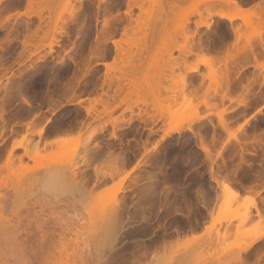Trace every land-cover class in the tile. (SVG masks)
Segmentation results:
<instances>
[{"label":"rangeland","instance_id":"rangeland-1","mask_svg":"<svg viewBox=\"0 0 264 264\" xmlns=\"http://www.w3.org/2000/svg\"><path fill=\"white\" fill-rule=\"evenodd\" d=\"M235 1L245 8L246 5H253L260 0ZM9 2L10 0H0V7H3V11H0V25L8 29L14 26V29H18H16L18 36L4 51H0V96L6 95L3 108L6 109L5 117L8 118L6 130L0 135V143L9 147L11 144L20 142L26 145L30 152H33L34 157L33 159L23 157L21 164L16 160L12 167V173L20 174L19 177H22V186L25 185L23 182L32 183V185L26 183L28 184L24 186L26 190L23 187V190L14 191L13 189L11 191L8 185L10 182L6 178L9 172L6 167L2 171L0 197L4 193L7 194L5 197L10 194L11 196L9 195L6 201L11 199L12 204L9 203V205L7 202L6 204L9 207L12 205L14 209L10 207L12 217L11 212H7L8 206L4 208L6 211H0L2 213L0 217L2 215L4 217V214L6 217L8 213L11 218L8 222L13 223L8 226L4 224L2 227L5 220H0L4 221L0 223V264H44L43 253L38 250L40 240L46 237L55 241L59 234H61L60 238L65 237V240H62L67 242L70 250L76 247L72 252H75L77 256L73 253L74 258L68 260L69 264H77L80 258L81 264H138L136 263L138 259L140 264H232L230 257L237 251V248L243 246L254 233L264 229V160L262 165L259 164L261 158L264 157V69L261 67L264 65V47H262L264 23L252 19L249 25H246L239 17L231 21L220 18L216 12H231L234 9L232 4L222 0H172L166 4L163 0H144L145 12L141 14V19L145 20L148 26L136 29L133 19L137 17L138 9L131 7V18L133 19L130 20L124 13L127 9V0H111V13L114 17L109 37L103 30L102 22L105 15L102 5L104 4L99 0H70V3L78 8L76 14H70L69 3L63 1H56L51 5L44 2L33 5L29 8L32 12L43 8L39 11L43 17L41 21L34 16L27 18L22 15L27 10L26 3L24 6L13 3L14 8H6L5 4ZM47 5L51 6L50 11L44 7ZM54 19H57L56 28L59 32L54 33L52 41L54 51L48 53L47 44L50 41V34L48 38H46L47 35H43L41 46H37L40 45L38 38L42 37L47 30L49 32ZM25 21L29 22L28 29L24 28ZM0 29V38H2L4 30ZM36 29L37 33L32 41L35 47L31 46L22 50L20 41L23 40L24 34L29 35ZM234 30L237 32V40ZM259 32L263 34L262 40L258 36ZM186 34L189 36L187 39L189 43L201 42L210 50L204 53L193 50L194 52L187 55L172 50L169 58L171 46L181 44ZM247 38H249L252 49L237 56L236 51L247 46ZM112 40L119 42L123 48V54L118 56L122 58V62L115 53ZM132 42L138 44L139 49L134 47ZM91 45H97L102 49L101 57L104 62L111 63L113 58L117 57V67L126 65V69L137 68L134 73L135 79L141 77L138 73L139 69L147 68V81H141L139 86L145 88L147 84H150L156 93L159 90V101L154 106L155 108H148L147 114L143 113L141 119L137 117V107L133 106V113L130 111L121 113L122 105L119 106L120 108L117 107L116 111L113 110L110 116L99 120L85 116L84 106H87L88 99L98 97L103 91L105 92L107 86L104 80L109 82V78H112L111 75L105 78L104 66L96 64V59L89 58L88 49ZM228 51L235 55V58L237 57L240 68L236 76L235 74L230 76L232 80L229 92L231 99L222 100L219 96H215L208 86L211 84L210 78L219 77L223 67H219L217 63L211 67L199 64L196 72H188V66L201 59L203 54L208 57L214 55L218 60H223ZM76 52L79 56L77 63L74 64L71 56ZM173 60L176 66L172 72H169L168 64ZM128 61H130L129 64ZM166 76L175 80L184 76L188 88L196 91L198 99L201 100L203 96H206V99L208 97V108L203 104H197L195 99L191 102H184L182 98L177 97L176 103L167 100V92L161 88V86L167 87L170 84L164 79ZM115 84L116 81L113 79L111 88L108 90L109 94H112ZM129 90L134 89L128 85L123 86L120 97L126 96ZM20 94L26 97L29 105L22 102ZM78 99L84 100V102L81 101L82 105L76 104ZM134 99L135 95L132 94L130 102ZM168 105H170L169 108ZM139 108L145 109L142 105H139ZM219 111H222L224 126L216 114ZM193 114L206 117L199 122L194 118L193 122H196L192 125L193 132H190L185 127L187 119ZM110 120H114L116 127L124 126L123 131L121 129L116 131L120 139L111 136L113 126ZM26 121L29 122L26 127L31 124V127L30 125L28 127L33 134L46 122L48 126L69 128L72 131L71 139L58 146L41 148L37 152L31 145L34 143L31 140L38 139L35 137L37 135L31 134L30 131L25 133ZM103 123H106L104 131L96 137L94 135L89 137L91 136L90 130L100 129ZM174 127H179L180 133H170L169 136L161 139L165 130ZM15 129L18 135L14 132ZM198 136H201L208 147V158L199 148ZM91 149H94L96 157L99 158V160L96 158V162L99 163L98 167L102 173L111 171L118 162L108 159L107 154L122 157L124 164L118 167V172L111 177L101 179L102 182L97 184L94 181L95 176L92 170L97 166L96 162H91L89 166L79 163V157L81 158L85 151L91 154ZM22 153V148H16L13 152L15 156ZM0 154V164L4 165L5 152L0 149ZM66 157L70 158L71 163L79 166V172L74 179L75 184L65 177L54 189L43 187L44 185L38 187L44 182L40 179L42 183H36L41 182L39 178L43 175L39 174L42 168L38 171L36 166L58 159L63 160ZM149 160L153 162L151 167L145 165ZM161 163H163L162 166ZM172 164L177 167V170L174 166L171 168ZM166 166L170 169L168 167L166 169ZM209 167L220 177H227L232 182L235 196L227 195L223 188L217 190V198L213 197L215 199L209 203V205L212 203L210 206L213 205V208L207 205L211 209L210 214L204 213L207 216L201 214L204 209L200 208L201 205H197L199 201L196 202L194 195L195 189L200 187L199 184H203L206 178L208 179ZM35 170L40 175L37 174L39 178L36 177L37 172L35 173L36 178L31 176L34 175ZM152 170L178 171L179 176H175L174 179L167 180L165 176L159 175L155 183L157 184L155 185L156 193L159 195L156 197L160 198H156L158 202L164 204L167 201L166 205L173 204V206L167 207L157 201L152 203L156 199H146L149 197L148 194L145 195L146 197L143 196L146 190L143 186H147L145 176L148 171ZM126 173L128 177L122 180ZM131 178L137 182L135 183ZM6 184L10 188L6 189ZM164 186L171 188L168 197L164 196V191L167 189ZM118 187L121 191L115 199L125 202L123 217L128 215L131 217H128L129 219L124 224L125 230L122 231L116 244V250L108 251L99 247V244H96L97 237L96 239L91 237V234L95 236V233L87 232V230H90L92 226L91 230L95 232L93 224H96L95 221L99 219L101 213L112 207L113 192ZM203 187L206 186L203 185ZM41 188L43 190L46 188L48 191H43ZM162 189L164 191L159 192ZM19 194L23 195V199L18 197ZM13 195L18 197V201H15ZM139 195L143 198L141 196L138 198ZM150 200L151 205H149ZM134 203L137 205L133 206ZM153 204L155 207L152 206ZM126 205H128V210ZM139 205L143 206V209H140L146 213L143 220L142 217L140 218L139 209L136 211ZM149 207L153 212L149 210ZM198 208L200 211L203 210L200 212ZM130 211L133 213L128 214ZM149 212L153 213L155 218ZM8 216L7 219H9ZM133 216L136 217L132 218ZM203 216L206 218L204 219ZM185 219H187V228L189 229L188 226L190 229L193 227L192 230L189 229L191 232L187 231V228L184 229ZM195 219L199 222L198 224L195 223ZM135 220H139L138 223ZM16 222L18 225L25 226L26 233L21 232L18 235L13 233L11 226ZM157 223L161 225L158 226ZM37 225L39 228L35 227ZM178 225L180 230L184 228L180 231ZM174 226L177 231L173 232H179L177 233L179 238H175L177 234H167L164 241L167 243L171 241V246L161 247L163 242L156 238V235L160 237L163 229L168 231ZM63 227L71 231L67 230L65 234L66 229H61ZM63 233L65 236L62 237ZM133 233L138 237H134L135 235L132 237ZM151 233L152 238L155 237L159 241L156 242L158 245L152 246L145 256H136L139 254L136 249L138 246L132 240L149 237ZM74 236L78 238L75 239ZM33 247L34 251L31 250ZM244 255L248 264H264V237ZM76 259L78 261H75Z\"/></svg>","mask_w":264,"mask_h":264},{"label":"bare ground","instance_id":"bare-ground-1","mask_svg":"<svg viewBox=\"0 0 264 264\" xmlns=\"http://www.w3.org/2000/svg\"><path fill=\"white\" fill-rule=\"evenodd\" d=\"M13 1L10 0V2H13ZM56 1H63V2H66L67 4L69 3V6H70V8H69L70 14L71 13H73V14L75 13L76 14V10L78 8L75 7L74 5H72L70 3V0H26L27 10L22 15L26 16L27 18H31L32 16H34L39 21H41L43 19V17L39 13V11H41L43 8L40 9V10H37V9L36 10H33V12L29 8H31L33 5H36V4L38 5V4H41L43 2L46 3V4L51 5V4L55 3ZM99 1H100V3H103L104 4V5H102V7L104 6L103 12H104V15H105L104 18H103V22H102L103 23V30H104V32H106V35L110 37L111 36L110 35L111 34V30H112L111 29L112 28L111 27V24H112L113 17H114L112 15V13H111L112 2H111V0H99ZM163 1L166 4L167 2H171L172 0H163ZM222 1H225V2H227L229 4H232L233 7H234V9L231 12H227V11L220 12V13L219 12H216V14L220 18H223V19H226V20L231 21L233 18L239 17L240 19H242V21L246 25H249V23L251 22L250 20H252V19L253 20H256V21H258L260 23H264V0H260L259 2L253 4V7L251 9H246V8L241 7L235 0H222ZM9 3H7L8 5L5 4L6 5V8H14V6H13V3L14 2L12 4H9ZM143 3H144V0H127V9L124 12L125 13V16L127 15L130 18V20L133 19V18H131L132 17L131 16V7L132 8L133 7H136L138 9V11H139V13L137 14V17L133 19V21L135 23V26L134 27H136V29H141V28H144L145 26H148L147 22L145 20L141 19V14H143L145 12L144 11V8H143ZM49 5L44 6V7L47 10L50 11L51 10V6H49ZM4 8H5V6H4ZM0 9H3V7H0ZM6 18L8 19L9 16L6 17ZM129 18H128V20H129ZM56 22H57V19H54L52 21L51 28L49 29V32L50 33L47 32L48 31L47 30L46 33L44 32L42 34V37L40 36L38 38V41H39L38 44L40 43V45H37V46H41V44H42L41 42L43 41L42 40L43 39V35L44 36L47 35L46 38H48V35L50 34L49 36H50V41L51 42L49 41L48 44H47L48 45V53H52L54 51L53 46H52L53 45V42L52 41L54 39V33L59 32V31H57V28H56ZM28 26H29V22L28 21H25L24 22V28L28 29ZM13 27H11L10 29H8L4 25L3 26L0 25V28H2L4 30V37L0 38V51H4L5 48L11 42H13L16 39V37L18 36V31H17L18 29L17 28L14 29ZM36 33H37V29L34 32L30 33L29 35H25L24 34L23 40L20 41V43L22 45V50L27 49V48H29L31 46L35 47V43L32 42V41H33V38L36 35ZM11 35H12V37H10ZM234 36H235V39L237 40V32L235 30H234ZM258 36L262 40V36H263L262 32H259L258 33ZM188 37L189 36L187 34L184 35V41L181 44H175V45H172L171 46L169 58L171 56L172 50H176L177 52H179V53H181L183 55L191 54L192 52H194L193 50H198L201 53H204L207 50H210L209 47L207 45H205L204 43H201V42H199L197 44H191V43H189L188 40H187ZM111 43L113 44V46L115 48V53H116L117 57L119 55L123 54V48L121 47V45H120L119 42H117L116 40H112ZM246 43H247L246 44L247 46H245L244 48L242 47L241 49H238L236 51L237 56L240 55V54L241 55L242 54H245L248 50L252 49L251 48V44L249 43V38H247ZM131 44H133L134 47H137L139 49L138 44H135L133 42ZM262 44H263L262 47H264V42ZM36 49H38V48H36ZM101 50L102 49L100 47H98L97 45H91L89 47V49H88L89 58L91 60L92 59H96L97 60L96 61V64H100V65H103L104 66V75H105V78L108 75H111L112 78H109V82H107V81L104 80V83L107 86V90L105 92L102 90L103 92L98 97L95 96L94 98L88 99L87 106H84L85 116L90 117L93 120H99V119H101V118H103L105 116H110V114L112 113L113 110H115L119 106L121 107V105H122L121 110H123V111L121 113H124V111H130L131 113H133V110H132L133 106L134 107H137L138 108L137 117L139 119H141L142 116H143V113H146L147 114V111L146 110L148 108H153L154 106H156L158 104V101H159V90L156 93L155 89L150 84L149 85L147 84V86H145V88H142L141 86H139V83L141 81H143V80L147 81V76H146V74H147L146 69L147 68L144 69V70L139 69L138 70V73L141 74L140 75L141 77L138 78V79H135L134 78V73L136 72L137 68H133V69L129 68V69H126V65H123L121 67H117L116 66V63H117L118 58H119L120 62H122V58H120V57L113 58V60H112L111 63L104 62L103 61V57H101L102 56L101 55ZM78 56H79V53H77V52L75 54H73V56H71V61L74 64L77 63ZM201 56H202V58L199 59L196 63L192 64L191 66H188V72H196L199 64H202L203 66H206V67H211V66H213V64L217 63L219 65V67L222 66L223 68L221 69V72L218 75L219 77H217V78L216 77L210 78V83L211 84L208 87L211 88L212 91H213V93H214V95L215 96H219L220 99H222V100H224V99L230 100L231 97H230V93L229 92H230L231 87H232V80L230 79V76H231V74H235V76H236L239 73L238 70L240 68L239 67V64H238V61H237V57L235 58V55H233L230 51H228L226 57H224L223 60H218L216 58V56H214V55L211 56V57H208V56H206V55L203 54ZM127 63L129 64L130 61H128ZM168 65H169L168 71L169 72H172L173 71V68L176 66V62L173 60L172 63H170ZM261 67L264 69V65H261ZM115 73H117L116 76H115ZM113 79H115V81H116L115 88H114L112 94H109L108 90L111 88V83H112ZM164 79L165 80H168L170 82V84L167 87H164V86L162 87L161 86V88H164V91L167 92V96H166L167 97V100H171L172 102H175L176 103L177 102V97L182 98V100L184 102H191V100L195 99L197 101V104H203L205 107L208 108V106H209V101L207 100L208 97L206 99V96H203L201 98V100L198 99L199 97H198V94L196 93V91L194 89L188 88L187 81L184 78V76H180L178 78V80H175L172 77H169L168 78L167 76H166V78L164 77ZM125 85L130 86L134 90H129L127 92V95L126 96L120 97V91L122 90L123 86H125ZM132 94L135 95V99L132 102H130V99H131ZM5 97H6V95H1L0 96V135L3 132H5L6 125L8 124V118L5 117V114L7 112L5 111L6 109L4 110V108H3V100H4ZM20 98H21V100H22L23 103L29 105V102L25 99L26 97H23V95L20 94ZM6 99H8V98H6ZM81 101H82V99L81 100L78 99L76 101V104L82 105ZM82 102H84V100ZM5 103H6V101L4 102V104ZM123 105H124V108H123ZM139 105H142L143 107H145V109L144 110L140 109L139 108ZM98 106H100V109H98ZM169 107H170V105H168V108ZM216 114L219 117L220 123L224 126L225 124H224V120L222 118V111H219ZM205 117L206 116H200L198 114H193L192 117H190L189 119H187V122H186L187 125L185 127L186 130L187 131H190V132H193L192 125L196 121L199 122V121L203 120ZM194 118L196 119L195 122H193V119ZM114 120H110L109 121L110 124H111V126H113L112 127L111 136H113V137H115L117 139H120V137L116 134V131L117 130L119 131L120 129L122 130L124 128V126H121V128L117 126L118 127L117 128L115 126V124L113 123ZM28 123L29 122L26 121L25 124H24V126H25V133H29V131H30L29 127H31V124H29L30 126L28 125L29 127L28 126L26 127V125ZM127 123H130V122H127ZM47 124L48 123L46 122L43 127H41L39 130L36 131L35 134L38 136V137L35 136L36 139L38 138L36 141H32L30 139L31 142H34L31 145L35 148V151H37V152L41 148H46L47 146H52V147L53 146H58L61 143L64 144L69 139H71V137H70V134L72 132L71 129L65 128V127L64 128H61V127L59 128V127H54V126L52 127V125H49L48 126ZM20 126H21V124H20ZM105 126H106V123H103L100 126V129H98L96 131L93 130V129H91L90 132H89L91 136H89V137H92V135H94V137H96L97 134H100L101 132L104 131V129L106 128ZM23 127H22V129H23ZM10 131H13V129H10ZM151 131L152 130L150 129V132ZM14 132L16 133L17 132V129H15ZM14 132H12V133H14ZM25 133H24V135H25ZM30 133L33 134L31 131H30ZM170 133H180V128L179 127H174L172 129L165 130L164 131V134L161 136V139H164L166 136H169ZM16 134H14V135H16ZM35 134H33V135H35ZM33 135H31V136H33ZM120 135H121V133H120ZM198 137H199V141H200L199 148H200V150H202L204 152V154L208 158V155H209L208 147L204 143L205 141L201 138V136H198ZM32 139H34V137ZM28 142L30 143V141H28ZM86 147H88V145H86ZM16 148H22L23 149V153L21 155L15 156L13 154V152H14V150ZM0 149L5 152V155H4V165H1L0 164V179L2 177L1 175L3 174L2 173L3 168L6 167L7 168V172H9V175H6V178L10 182L8 185H10V187H11V188L8 187L7 184H6V186H5L6 189L7 188H10V189H12L11 191H13V189H14V191L15 190L18 191V189L19 190L20 189L23 190L26 187V185L28 186L29 183L28 182H23V183H25V185L23 184V186H22L21 185V178L22 177L21 178L19 177L20 174L18 175V174L12 173L13 172L12 167L15 165L16 160H17L18 163L21 164L22 161H23V157H26L28 159H33V157H34L33 152H30L27 149L26 145H23L20 142L19 143L11 144L9 147H6L5 144L2 145V143H0ZM96 156L97 155H96V152L94 151V149H91V154H88V152L85 151V154L82 155L81 158L79 157V163L80 164L83 163V164H85V166H89L91 164V162H94V161L96 162V158H98ZM107 157H108V159H114V160L118 161L117 162L118 165L116 164L115 166H113V169L111 171H109L107 173H102V172H100V168L98 167L99 163L96 162L97 166L93 167L92 170H93V175L95 176V180L94 181H96L97 184L100 181L102 182V180L105 179L106 177H111L114 173L118 172V170H119L118 167L119 166H123V164H124V160H122V157L112 156L111 154H107ZM0 158H1V154H0ZM69 159H70L69 157H66L63 160L62 159H58V160L53 161V162H48L45 165H37L36 166L37 168L35 167L36 170H38V169L40 170L42 168L44 172L42 171V169H41L42 172L39 171V170L38 171H39V174L41 173L44 176L41 175V174H40L41 175L40 176L36 170L33 172L34 175H31V176L32 177H35V173L37 172L36 173V177L40 176L41 178H39V177L38 178H39V180L40 179H43L42 181L44 182V184L42 183L41 180H40L41 182H39L38 180H37L38 182H36V181H34V182H36V183H42L41 186H38V187H42V185H44L43 187H46V188H49V189H54L57 185H59V183H61L62 179L65 178V177H68L74 183L75 175L79 172L78 171L79 170V166H76L75 163H71ZM98 160H99V158H98ZM102 160H103V158H102ZM263 160H264V157L261 158V161L259 162L260 165H262ZM152 163L153 162L151 160H149L148 162L145 163V165L151 167L152 166ZM173 164L171 165V168L174 166L176 168V170H177V167L175 165H173ZM77 165H78V163H77ZM137 165H138V163H137ZM162 165H163V163H161V166ZM20 166L21 165H19V167ZM167 167L168 166H166V169H167ZM20 168H22V166ZM168 168L170 169V167H168ZM177 173H178V171H175V170H173V171H171V170L168 171L167 170L166 172H164L162 170H159V171L152 170V171H148L147 174L145 173L146 174L145 178H146V184H147V186L146 187L143 186V189L146 188L145 194L143 196L146 197L145 195L148 194L147 196H149V197H146V199L149 198V199H152L153 200V198H154V200H155L157 198L156 196H159L156 193L157 190H156V186H155V185H157V184H155L156 183V180H157V177L159 175H162L163 177L165 176V178L167 180H169V179H172V178L174 179V177L177 176V175L179 176V173L178 174ZM37 174H38V176H37ZM15 175H17V176H15ZM142 175H143V173H142ZM126 177H128V173H126L122 177V180H124ZM142 177H144V176H142ZM201 177H203V176H201ZM35 178H34V180H36ZM132 178H131V180L134 179V178L133 179ZM135 179H137V178H135ZM204 180H205V178H204ZM28 181L30 182V180H28ZM133 181L135 182V180H133ZM34 182H33V184H34ZM26 183H28V184H26ZM231 183L232 182H230V180L227 177H224V176L223 177H220L217 173L214 172V170H212L211 167H209V176H208V179L206 178V180L204 181L203 184H199L200 185V187H199L200 189L199 188H196L195 189L196 192L194 191L195 192V195L194 196H195L196 202L199 201V202H197V205L198 206L201 205L200 208L203 207L204 210L203 209L202 210L205 211V212H203L201 210L202 211L201 214L207 215V214H204V213H208V214L211 213V212L209 213V211H211V209H209V208H213V205L211 207L210 205L212 203L210 205H209V203L210 202H213L212 199L217 198V194H216L217 193V190L223 188L224 191L227 193V195L232 196V197L235 196V193L233 191V188L234 187H233V185ZM30 184L32 185V183H30ZM146 184L144 183V185H146ZM37 185H39V184H37ZM203 185H205L206 187H203ZM20 187H22V188H20ZM164 187H166V186H164ZM46 188H45V190L48 191V189H46ZM10 189H8V190H10ZM8 190H6V191H8ZM24 190H26V188ZM45 190H43V191H45ZM120 191H121V188H119V187L115 189V191L113 192L114 202L112 204V207L107 208L106 211H104V213H101L102 215H99L100 216V217H98L99 219L97 221H95L96 224H93V227L95 226V232H93V230H91L92 226H91L90 230H87V228L86 229L84 228L85 230H87V232L90 231L92 233H95V236H93L94 234H91L92 235L91 237L92 238H95V239L97 237L96 244L98 243L99 244V247H102L104 250L106 249L108 251H113L115 249L116 244L119 241V238L121 236L122 231L125 230L124 224L126 223L127 219H129L131 217V215L129 216L128 214L131 213V212L133 213V211H130V212H128V214H126V216L128 215L127 217H123L124 216L123 215L124 214V210L123 209L125 207V202H122V201H119V200L115 199V196ZM163 191H164V189L160 190L159 192H163ZM170 191H171V188H170V186H168V188L165 189V191H164L165 192L164 193V196L165 197L166 196L168 197L169 196L168 193ZM143 192H144V190H143ZM7 193H10V192H7ZM22 193H23V191H22ZM6 195L7 194L4 193L3 196L0 197V203H1L0 204L1 205L0 206V211L2 210V212H3V210H5L7 208V207L5 208V206H8L9 207V205L12 204V202H10L11 199H9V200L6 201L7 197L10 194H8V196L5 197ZM13 196H15V195H13ZM19 196L22 197L23 195L19 194L18 197ZM140 196H141V198H143L142 195H139L138 198ZM18 197L15 196V198H14V199H16L15 201H18ZM213 197H215V198H213ZM9 198H11V197H9ZM21 199H23V197ZM149 199H148V201H149ZM157 199L155 201H153L152 203H155L156 201L158 202L159 200H157ZM135 200H137V198ZM161 201H163V200H161ZM165 201H163V202H165ZM6 202H7V204H9V203L10 204L7 205ZM131 202L133 203V201H131ZM152 203H151V200H150V204L149 205H151ZM158 203H160V202H158ZM165 203L164 204L162 203V204L163 205H166ZM131 204H129V205H131ZM134 205H137V203L136 204L134 203L133 206ZM149 205H146V206L148 207ZM163 205H161V206H163ZM171 205L173 206V204H171ZM171 205L168 204L166 206L168 207V206H171ZM174 205H175V207H177L176 206L177 205L176 203ZM185 205H183V206H185ZM207 205L209 206V208H208ZM126 206H127L126 209L128 210V205H126ZM139 206L136 207L137 210L135 209V207H134V209L136 211H138V209H139L138 212L141 215L140 218L142 217L141 219L143 220V219H145V216H146L145 214L146 213L145 212H142L144 210H141L140 209L143 206H141V205H139ZM152 206H154V204ZM10 207L12 208V205ZM10 207H9V209H11ZM144 207H145V205H144ZM186 207H188V206H186ZM200 208H198L199 211H200ZM9 209H7V212H11L10 213V215H11L12 214V209H14V208H12L11 210H9ZM147 209H146V211H147ZM173 209H174V207H173ZM127 210L125 212H127ZM149 210H150V207H149ZM174 210L176 211V209H174ZM150 211L153 212L152 209ZM166 211H168V210H166ZM7 212H5V213H7ZM140 212H142V214ZM151 212H149V213H151ZM199 213H197V214H199ZM0 214H2V213H0ZM152 214L153 213H151V216H153ZM183 214H185V213H183ZM201 214H200V216L199 215H197V216H199L201 218L202 217ZM10 215L8 216V213H7V216H8L9 219H7V216L5 217V214H4V217L5 218L2 217L3 215L0 217V220H3V219L5 220V223H3L4 221H2V222L0 221L1 224L3 223L2 224V227H4V224H6L7 226L9 224H11V222H8V221H11L10 220L11 219L10 218ZM134 215H136V214L134 213ZM156 215L157 214H156V211H155V216ZM137 216H138V214H137ZM147 216H149V215H147ZM151 216H150V218H151ZM11 217H12V215H11ZM135 217L133 216L132 218H135ZM153 218H155V217L153 216ZM205 218H206V216L204 217V219ZM6 219H7V223H6ZM197 220H198V218H197ZM132 221H133V219H132ZM135 221H136V223H138L137 221H139V220H135ZM195 221H196V219H195ZM173 223H172V225H173ZM175 223H176V221H175ZM195 223L198 224L199 222L196 221ZM157 224H158V226L161 225L159 223H157ZM176 226H177V224H176ZM176 226H174V228H171L172 227L171 226L170 229L167 228V229H169L168 231L166 229L164 230L162 227H160V228L163 229V231L161 232L160 237L159 236L157 237V235H156V238H159V240H161L163 242L162 245H160L161 247L167 248V247L171 246L170 244L172 242L169 241L167 243V241H164L165 240L164 238H165V236L167 237V234H170V233H173L175 235L177 233L179 234V232H177V233H174L173 232V231H177V229H175ZM11 227H13V233L14 234H17L18 235L21 232L26 233L25 232L26 231L25 226L24 225H18V222H16ZM35 227H38V225L35 226ZM140 227H139V229H140ZM167 227H169V226H167ZM184 227H182V229L183 228L184 229L187 228V219H185V221H184ZM188 227L190 229V226H188ZM64 228L66 229V227H63L61 229L64 230ZM81 228H83V227H81ZM141 228H143V227H141ZM192 228L190 230H192ZM68 229L65 230L66 231L65 234L67 233V230ZM139 229L137 228V230H139ZM155 229H157V228L155 227ZM189 229L187 228V231ZM134 230H136V229L134 228ZM147 230H148V228H147ZM178 230H180L179 225H178ZM190 230H189V232H191ZM68 231H71V230H68ZM73 231H77V230H73ZM160 231H159V234H160ZM225 231H227V229ZM60 233H62V231ZM76 233H78V232H76ZM85 233H86V231H85ZM134 233L132 234V237H133V235L136 234V233L135 234ZM139 233H140V231H139ZM144 233H146V232H144ZM149 233H147V234H149ZM65 234L63 233L62 234V237H63V235L65 236ZM128 234L131 235L130 233H128ZM178 234L175 237L176 239L179 238V235ZM44 235H42V237H45ZM141 235L143 236L144 234H141ZM151 236H153L152 233H151V235H149L150 239L147 238V237H144L146 239H149V240H146V241H144L145 239L143 237H139L142 240H140V239L137 240L138 238H134L132 240V242L135 243L136 246H138V248H136V249H138L139 254H137L136 256H139V255L145 256L146 252H148L152 246H157L158 245V244H156V242L158 243L159 241L155 237L153 239ZM60 237H61V234L58 235V238L57 239L55 238L56 239L55 241H53V239H47L46 237H45L44 240H40L41 244H40V247L38 245V247H39L38 250L41 251V253H43L42 258L44 260L43 261L44 264H69L68 263V260L70 258H74L73 257V253H75V252H72V250L76 249V247L75 248L73 247V248H71L72 250H70L68 248V246H67L68 245L67 242L63 241V240H65L64 239L65 237H63V238H60ZM76 237L74 236L75 239H76ZM134 237H138V235H135ZM263 237H264V229L261 232L254 233L252 236H250L249 239H248V241L245 242L243 246H240L239 248H237V251L230 257L232 264H248L247 263L248 261L245 258V255L246 254L244 256H243V254L247 250H249L253 245H255L258 241H260L261 238H263ZM41 239H43V238H41ZM71 246H73V245H71ZM78 246H79V244H78ZM132 247H133V245H132ZM68 249H69V252H71V253L68 252ZM141 249H142V251H141ZM31 250L34 251L35 248L33 247ZM133 251H135V250L133 249ZM102 252H104V251H102ZM34 254H35V252H34ZM76 256H77V254H76ZM80 260H81V258H80ZM80 260L78 261L76 259L75 261H78L77 264H81L80 263ZM135 261H136V258H135ZM136 263L140 264V260L138 259L136 261Z\"/></svg>","mask_w":264,"mask_h":264},{"label":"flooded vegetation","instance_id":"flooded-vegetation-1","mask_svg":"<svg viewBox=\"0 0 264 264\" xmlns=\"http://www.w3.org/2000/svg\"><path fill=\"white\" fill-rule=\"evenodd\" d=\"M16 5L17 4H22L23 6L25 5V3H26V0H14L13 1ZM13 2H11V3H13ZM152 237V236H151ZM147 238H149L150 239V237H147ZM140 238H138L137 240H139ZM145 240L144 241H146V240H149V239H146V238H144ZM140 240H142V239H140Z\"/></svg>","mask_w":264,"mask_h":264},{"label":"crops","instance_id":"crops-1","mask_svg":"<svg viewBox=\"0 0 264 264\" xmlns=\"http://www.w3.org/2000/svg\"><path fill=\"white\" fill-rule=\"evenodd\" d=\"M252 6L253 5H246L245 8L249 9L250 7L252 8ZM0 10H2V9H0ZM253 212H254L253 214H255V211H253Z\"/></svg>","mask_w":264,"mask_h":264}]
</instances>
